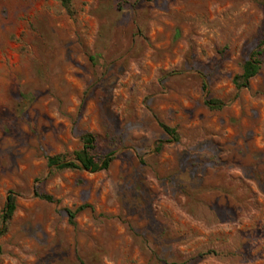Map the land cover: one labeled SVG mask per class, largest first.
Instances as JSON below:
<instances>
[{
    "label": "rangeland",
    "instance_id": "374dc122",
    "mask_svg": "<svg viewBox=\"0 0 264 264\" xmlns=\"http://www.w3.org/2000/svg\"><path fill=\"white\" fill-rule=\"evenodd\" d=\"M70 8L0 0V264H264V0ZM84 133L107 169L47 165Z\"/></svg>",
    "mask_w": 264,
    "mask_h": 264
},
{
    "label": "trees",
    "instance_id": "16d2710c",
    "mask_svg": "<svg viewBox=\"0 0 264 264\" xmlns=\"http://www.w3.org/2000/svg\"><path fill=\"white\" fill-rule=\"evenodd\" d=\"M64 7L67 11L71 13L70 0H62ZM264 38L260 40L257 48L251 52L249 57L244 61L242 65V71L240 74L236 75L233 78V83L237 88H241L247 85L261 69L262 66V55L264 53ZM92 61H96V57L90 56ZM206 86L203 84V89ZM205 104L211 109H221L224 107V103L221 100L207 97ZM164 132L169 136L170 140H177L176 130L166 124H161ZM82 147L79 150L74 151L70 156L72 159H69V154H56L46 157L47 165L53 167L56 170L64 169H86L91 172H96L100 170L107 169L112 161L114 160L113 152L107 153L102 159H97L92 153L91 150L95 148L96 136L92 133H84L81 136ZM160 147V145H159ZM159 147L157 149H159ZM37 195L46 200L52 201L53 198L51 195L46 193H37ZM16 195L10 193L7 197L6 203L2 210L0 211V236L7 231L8 224L13 217V214L16 210ZM88 205H81L75 210H67L68 221L71 224H75V217L77 213L87 208ZM2 249L0 246V255ZM170 264H186L184 262H170Z\"/></svg>",
    "mask_w": 264,
    "mask_h": 264
}]
</instances>
